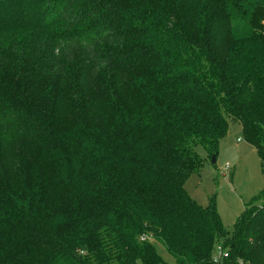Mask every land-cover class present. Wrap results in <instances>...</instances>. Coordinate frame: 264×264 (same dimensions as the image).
Instances as JSON below:
<instances>
[{
  "label": "trees",
  "instance_id": "16d2710c",
  "mask_svg": "<svg viewBox=\"0 0 264 264\" xmlns=\"http://www.w3.org/2000/svg\"><path fill=\"white\" fill-rule=\"evenodd\" d=\"M229 121L264 171V0H0V264H264L184 188Z\"/></svg>",
  "mask_w": 264,
  "mask_h": 264
},
{
  "label": "rangeland",
  "instance_id": "374dc122",
  "mask_svg": "<svg viewBox=\"0 0 264 264\" xmlns=\"http://www.w3.org/2000/svg\"><path fill=\"white\" fill-rule=\"evenodd\" d=\"M30 29L26 27L24 30ZM69 65L73 66L74 60H70ZM10 69L16 72L14 65ZM195 153L204 165L187 177L184 188L201 206L214 201L224 228L230 232L253 198L264 189V171L257 153L243 138L241 125L236 121H229L228 131L219 142L214 162L200 145L195 147ZM225 163L229 164L228 168H225ZM156 247L165 264H175L160 244L156 243Z\"/></svg>",
  "mask_w": 264,
  "mask_h": 264
},
{
  "label": "built area",
  "instance_id": "2783aa9c",
  "mask_svg": "<svg viewBox=\"0 0 264 264\" xmlns=\"http://www.w3.org/2000/svg\"><path fill=\"white\" fill-rule=\"evenodd\" d=\"M228 167H229V164L226 163L225 168H228ZM227 256H228L227 250L221 244H217L215 246L213 253H212V261L215 263H218L223 258H226Z\"/></svg>",
  "mask_w": 264,
  "mask_h": 264
},
{
  "label": "water",
  "instance_id": "95a60500",
  "mask_svg": "<svg viewBox=\"0 0 264 264\" xmlns=\"http://www.w3.org/2000/svg\"><path fill=\"white\" fill-rule=\"evenodd\" d=\"M211 161L214 162V158L213 157H212Z\"/></svg>",
  "mask_w": 264,
  "mask_h": 264
},
{
  "label": "crops",
  "instance_id": "0c3cea01",
  "mask_svg": "<svg viewBox=\"0 0 264 264\" xmlns=\"http://www.w3.org/2000/svg\"><path fill=\"white\" fill-rule=\"evenodd\" d=\"M226 164V163H225Z\"/></svg>",
  "mask_w": 264,
  "mask_h": 264
}]
</instances>
